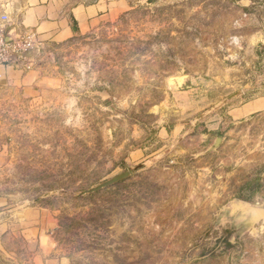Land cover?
Listing matches in <instances>:
<instances>
[{
  "label": "rangeland",
  "instance_id": "rangeland-1",
  "mask_svg": "<svg viewBox=\"0 0 264 264\" xmlns=\"http://www.w3.org/2000/svg\"><path fill=\"white\" fill-rule=\"evenodd\" d=\"M108 3L0 88V264H264V0Z\"/></svg>",
  "mask_w": 264,
  "mask_h": 264
},
{
  "label": "crops",
  "instance_id": "crops-1",
  "mask_svg": "<svg viewBox=\"0 0 264 264\" xmlns=\"http://www.w3.org/2000/svg\"><path fill=\"white\" fill-rule=\"evenodd\" d=\"M108 4H111L108 0L106 2L100 0L89 5H82L75 0H0V15L7 14L12 24L33 28L43 38H47L81 31L85 26L84 23H92L103 9H107ZM14 69L0 65V88L14 83L13 77L18 75ZM30 75L32 74L28 73L24 79L28 80ZM22 85L34 88L31 86L32 82L27 81ZM262 101L264 99L251 101L238 111L251 114L264 111ZM252 109L254 112L250 111Z\"/></svg>",
  "mask_w": 264,
  "mask_h": 264
},
{
  "label": "built area",
  "instance_id": "built-area-1",
  "mask_svg": "<svg viewBox=\"0 0 264 264\" xmlns=\"http://www.w3.org/2000/svg\"><path fill=\"white\" fill-rule=\"evenodd\" d=\"M40 46L35 29L12 24L9 15H0V65L30 68L31 54Z\"/></svg>",
  "mask_w": 264,
  "mask_h": 264
},
{
  "label": "water",
  "instance_id": "water-1",
  "mask_svg": "<svg viewBox=\"0 0 264 264\" xmlns=\"http://www.w3.org/2000/svg\"><path fill=\"white\" fill-rule=\"evenodd\" d=\"M238 94H240V93H237L236 95L231 96L230 98H228L227 100L222 102L218 107L224 105L228 100L232 99L234 96H237ZM222 141H223V138H221V137L217 138L216 143L209 149V151L210 152L216 151L220 147ZM135 170H138V169H135ZM133 174H134V170H132V169L127 170L126 172H124L120 175H117V176H115L109 180L102 182L101 184H99L96 187H93L91 189H88V190L82 192L81 196L90 195V194L99 192L105 188H109V187H111L117 183H120L122 181L129 179ZM253 213H254L255 220H257V221L264 218V209H255Z\"/></svg>",
  "mask_w": 264,
  "mask_h": 264
},
{
  "label": "trees",
  "instance_id": "trees-1",
  "mask_svg": "<svg viewBox=\"0 0 264 264\" xmlns=\"http://www.w3.org/2000/svg\"><path fill=\"white\" fill-rule=\"evenodd\" d=\"M246 201H250L249 199H247ZM224 243L226 244V248H233L234 245L230 242V240L228 238H225Z\"/></svg>",
  "mask_w": 264,
  "mask_h": 264
}]
</instances>
